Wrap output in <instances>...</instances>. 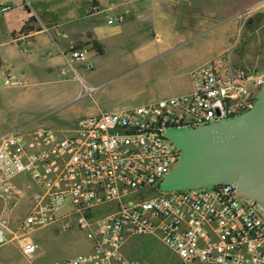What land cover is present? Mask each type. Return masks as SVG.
<instances>
[{
    "label": "built area",
    "instance_id": "1",
    "mask_svg": "<svg viewBox=\"0 0 264 264\" xmlns=\"http://www.w3.org/2000/svg\"><path fill=\"white\" fill-rule=\"evenodd\" d=\"M10 8L0 5V13ZM70 58L84 62L88 50L73 46ZM190 77L188 92L102 111L70 130L21 128L1 134L0 246L9 227L23 254L32 257L38 247L29 237L33 231L74 224L92 250L57 264H147L123 249L128 237L138 234L158 238L179 264H264V203L229 183L159 189L182 154L168 130L246 112L264 85V72L226 51ZM5 83L20 85L11 78ZM25 197L30 209L14 230L6 214Z\"/></svg>",
    "mask_w": 264,
    "mask_h": 264
},
{
    "label": "rangeland",
    "instance_id": "2",
    "mask_svg": "<svg viewBox=\"0 0 264 264\" xmlns=\"http://www.w3.org/2000/svg\"><path fill=\"white\" fill-rule=\"evenodd\" d=\"M163 2L165 11L171 15V23L182 34L190 37L187 36L186 41H178L159 55L154 63L134 64L127 60V55H133L134 48L141 43L137 36L125 37L126 46L122 52L124 58L118 56L109 59L100 69L97 70L96 66L93 72L88 71L89 74L84 76L85 85L78 81L81 86L78 95L71 97L65 106L53 113L65 114L67 118L77 120L110 110L113 106L135 107L185 93L191 88L190 71L226 50L233 54L236 61L264 72V0ZM232 44L234 46H230ZM68 71L77 78L71 68ZM0 89H8L3 78H0ZM29 109L23 108L10 116L0 111V134L8 131L16 121L38 124L39 117L31 120L34 110ZM51 113L49 111L46 115ZM50 125L59 132L70 130L60 122L53 121ZM29 203L30 200L25 197L6 214L12 229H17L28 213ZM0 206H3V202H0ZM29 237L38 245L32 257L23 254L19 241L13 238V232L8 227L7 241L0 246V264H57L90 250L86 233L74 224L67 230L58 224L41 227ZM123 249L129 258L147 264L180 263L179 257L152 235H132L126 240Z\"/></svg>",
    "mask_w": 264,
    "mask_h": 264
},
{
    "label": "crops",
    "instance_id": "3",
    "mask_svg": "<svg viewBox=\"0 0 264 264\" xmlns=\"http://www.w3.org/2000/svg\"><path fill=\"white\" fill-rule=\"evenodd\" d=\"M163 1L0 0V5L11 6L0 13V78L20 81V85L5 83L8 89H0V111L10 116L23 108H30L34 110L31 120L40 119L38 124L16 121L6 132L21 127L52 129L50 124L53 121L72 129L79 120L91 116L80 117L77 121L53 112L78 95L81 87L78 81L85 85L84 76L89 74L88 71L93 72L96 66L98 70L109 59L122 56L125 37L137 36L141 43L134 48L133 55H127V60L133 64L154 63L178 41H186L190 36L182 34L171 23V15L165 11ZM93 4L99 6L98 11H93ZM31 18L34 28L23 32L24 24ZM111 18L115 21L109 22ZM73 46L88 50L86 61L71 60ZM70 68L77 78L71 76ZM189 79L191 90V77ZM124 108L113 106L107 111L117 112ZM49 111L52 113L46 115ZM91 250L90 245L88 252L76 256L88 254Z\"/></svg>",
    "mask_w": 264,
    "mask_h": 264
},
{
    "label": "water",
    "instance_id": "4",
    "mask_svg": "<svg viewBox=\"0 0 264 264\" xmlns=\"http://www.w3.org/2000/svg\"><path fill=\"white\" fill-rule=\"evenodd\" d=\"M167 135L182 154L161 191L229 183L264 203V85L246 112L199 127H172Z\"/></svg>",
    "mask_w": 264,
    "mask_h": 264
},
{
    "label": "trees",
    "instance_id": "5",
    "mask_svg": "<svg viewBox=\"0 0 264 264\" xmlns=\"http://www.w3.org/2000/svg\"><path fill=\"white\" fill-rule=\"evenodd\" d=\"M33 22V19L31 18L29 21H27L23 28H22V31L23 32H29L31 29L34 28V26L31 24Z\"/></svg>",
    "mask_w": 264,
    "mask_h": 264
}]
</instances>
